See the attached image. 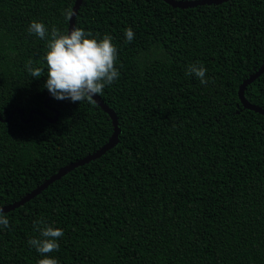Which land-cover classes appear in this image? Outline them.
I'll use <instances>...</instances> for the list:
<instances>
[{
  "label": "trees",
  "instance_id": "16d2710c",
  "mask_svg": "<svg viewBox=\"0 0 264 264\" xmlns=\"http://www.w3.org/2000/svg\"><path fill=\"white\" fill-rule=\"evenodd\" d=\"M74 2L0 0V207L113 133L93 100H56L43 87L47 41L27 28L37 21L68 33ZM74 26L117 48L119 78L96 96L116 115L118 141L3 213L0 264L44 258L27 243L41 219L64 232L48 254L58 264H264V116L238 98L264 64V0L188 9L83 0ZM29 61L44 75L32 78ZM197 61L207 84L185 76ZM244 97L264 110V72Z\"/></svg>",
  "mask_w": 264,
  "mask_h": 264
},
{
  "label": "clouds",
  "instance_id": "9594fccd",
  "mask_svg": "<svg viewBox=\"0 0 264 264\" xmlns=\"http://www.w3.org/2000/svg\"><path fill=\"white\" fill-rule=\"evenodd\" d=\"M70 12L65 13L67 19ZM28 35H35L46 40L47 51L42 61L47 68V79L44 88L56 100L71 102H92L93 97L102 94L104 88L113 84L119 78L116 68L117 48L112 38L105 35L102 39L89 38L91 33L83 29L73 28L68 33L60 32L55 26L51 31L42 22L31 21L27 28ZM128 43L134 39L131 28L124 30ZM29 61L27 70L32 78L44 75L42 68H32ZM207 69L199 62L186 66L185 76H194L201 85L207 84ZM2 210V209H0ZM0 226L9 227V219L0 211ZM33 228L39 233L27 241L28 245L42 257L37 264H58L57 259L49 258L48 254L58 251V238L64 235L60 228L47 225L42 219L34 221Z\"/></svg>",
  "mask_w": 264,
  "mask_h": 264
},
{
  "label": "water",
  "instance_id": "95a60500",
  "mask_svg": "<svg viewBox=\"0 0 264 264\" xmlns=\"http://www.w3.org/2000/svg\"><path fill=\"white\" fill-rule=\"evenodd\" d=\"M165 2L167 5L171 6L172 8L175 9H188V8H195V7H200V6H205V5H220L223 3L228 2L229 0H197V1H184V2H178V1H173V0H162ZM83 0H75L73 8H72V13L69 19V27H68V32H70L73 28H75V18L78 13V10L82 4ZM264 72V64L262 67L259 69V71L250 76L247 80H245L242 85L238 89V98L243 106L244 109L253 111L255 113H258L262 116H264V110L261 108H258L256 106H253L249 104L245 97H244V90L245 88L250 85L252 82H254L258 77L261 76V74ZM93 101L110 117L112 124H113V133L109 139V141L101 147L99 150L96 152L86 156L85 158L72 163L62 169H60L55 175H53L51 178H49L47 181H45L41 186H39L37 189H35L32 193L24 197L22 200L12 204L8 205L5 207H0V211L3 213H7L9 211L15 210L19 208L20 206L24 205L26 202L30 201L34 197L38 196L42 191H44L48 186L53 184L55 181L59 180L62 178L64 175L69 173L70 171L74 170L77 167H80L90 161H93L100 156L104 155L107 151H109L111 148H113L118 141V136L120 132L119 128V123L116 118L115 113L107 107L99 98L98 96L93 97Z\"/></svg>",
  "mask_w": 264,
  "mask_h": 264
}]
</instances>
